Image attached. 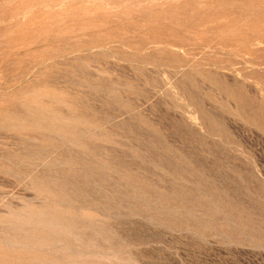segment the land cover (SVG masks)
<instances>
[{"label":"rangeland","instance_id":"obj_1","mask_svg":"<svg viewBox=\"0 0 264 264\" xmlns=\"http://www.w3.org/2000/svg\"><path fill=\"white\" fill-rule=\"evenodd\" d=\"M0 264H264V0H0Z\"/></svg>","mask_w":264,"mask_h":264},{"label":"bare ground","instance_id":"obj_2","mask_svg":"<svg viewBox=\"0 0 264 264\" xmlns=\"http://www.w3.org/2000/svg\"><path fill=\"white\" fill-rule=\"evenodd\" d=\"M44 25V24H43Z\"/></svg>","mask_w":264,"mask_h":264}]
</instances>
